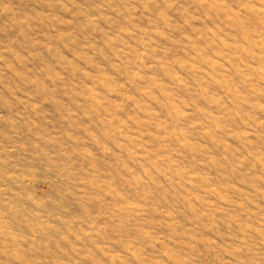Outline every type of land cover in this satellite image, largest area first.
I'll return each mask as SVG.
<instances>
[{
    "label": "rangeland",
    "instance_id": "374dc122",
    "mask_svg": "<svg viewBox=\"0 0 264 264\" xmlns=\"http://www.w3.org/2000/svg\"><path fill=\"white\" fill-rule=\"evenodd\" d=\"M0 264H264V0H0Z\"/></svg>",
    "mask_w": 264,
    "mask_h": 264
}]
</instances>
